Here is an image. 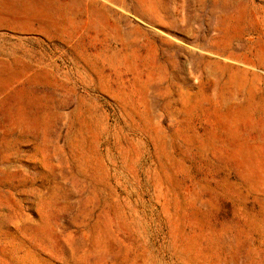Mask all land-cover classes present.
I'll return each instance as SVG.
<instances>
[{"label":"rangeland","instance_id":"obj_1","mask_svg":"<svg viewBox=\"0 0 264 264\" xmlns=\"http://www.w3.org/2000/svg\"><path fill=\"white\" fill-rule=\"evenodd\" d=\"M89 22L88 57H0V264H264V0Z\"/></svg>","mask_w":264,"mask_h":264},{"label":"crops","instance_id":"obj_2","mask_svg":"<svg viewBox=\"0 0 264 264\" xmlns=\"http://www.w3.org/2000/svg\"><path fill=\"white\" fill-rule=\"evenodd\" d=\"M89 19L90 0H0V57H88Z\"/></svg>","mask_w":264,"mask_h":264}]
</instances>
